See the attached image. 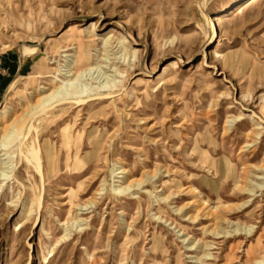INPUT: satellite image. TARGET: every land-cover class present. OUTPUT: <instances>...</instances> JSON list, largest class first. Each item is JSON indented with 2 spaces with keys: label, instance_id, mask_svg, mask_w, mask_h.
I'll return each instance as SVG.
<instances>
[{
  "label": "rangeland",
  "instance_id": "374dc122",
  "mask_svg": "<svg viewBox=\"0 0 264 264\" xmlns=\"http://www.w3.org/2000/svg\"><path fill=\"white\" fill-rule=\"evenodd\" d=\"M244 2L0 0V131L88 73L28 134L41 170L0 148V264H264V0Z\"/></svg>",
  "mask_w": 264,
  "mask_h": 264
},
{
  "label": "bare ground",
  "instance_id": "6f19581e",
  "mask_svg": "<svg viewBox=\"0 0 264 264\" xmlns=\"http://www.w3.org/2000/svg\"><path fill=\"white\" fill-rule=\"evenodd\" d=\"M257 3L258 0H246V2H244L241 6L238 7L237 9L238 13L236 15L241 14L246 9H249L250 7L254 6ZM212 18L213 19L209 21V32L214 34L216 29V24L218 22H222L223 20L219 16H213ZM81 72L82 71L73 70V67L72 68L69 67L67 71V74L69 75L68 76L66 75V78H70V79H68L67 81H63L62 84L54 87L52 91L50 90L51 91L50 93L45 94L42 97H39V100L35 102V104L32 105L31 109H29L26 113L27 115H29V118H27V116L23 118H15V121L13 123L11 122L10 124L4 126L2 128L3 130L0 131V148H6L8 147V145L10 146L11 143L22 139L20 146H18V151H20L22 155H24V153L27 154L28 158L30 157L31 159H33L36 162L37 166H39L38 167L40 168L39 170H41V168H43L42 154L40 147L36 145L39 139V134H38L39 126H36V122L40 123L41 118L43 116H47V115L54 116L58 111H64L65 106H67L68 104L73 106L75 105V103L79 105L83 101L86 102L83 98V95L86 93V90H88L87 84L86 85L82 84L80 79L82 78L85 72L87 73V71L86 70L83 71L82 72L83 74ZM108 86H110L109 83H105L103 87H108ZM112 86L113 85H111V87ZM7 112L8 111L0 112V123H4ZM32 130H35V132H37L38 134V137L35 139L36 146L32 145V142L29 141V138H27L29 136L28 134ZM8 175H9L8 170L6 168L0 167V177H8ZM140 183L141 182H139V184ZM130 187L131 186L129 184V186H127V189H129Z\"/></svg>",
  "mask_w": 264,
  "mask_h": 264
}]
</instances>
